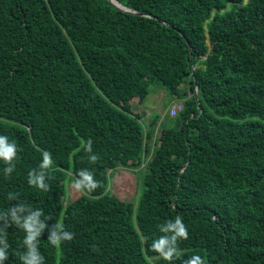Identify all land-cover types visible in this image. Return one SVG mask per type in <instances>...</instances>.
<instances>
[{
  "label": "trees",
  "instance_id": "16d2710c",
  "mask_svg": "<svg viewBox=\"0 0 264 264\" xmlns=\"http://www.w3.org/2000/svg\"><path fill=\"white\" fill-rule=\"evenodd\" d=\"M117 2L137 14L109 0H0V135L18 148L10 177L0 161V212L43 211L45 264H264V0ZM153 83L188 95L170 126L130 112ZM44 151L47 192L28 184ZM130 159L138 193L120 200L111 174ZM84 168L101 187L71 200ZM177 215L189 239L169 262L151 245ZM55 224L74 239L51 245ZM24 237L8 229L5 264H21Z\"/></svg>",
  "mask_w": 264,
  "mask_h": 264
},
{
  "label": "clouds",
  "instance_id": "9594fccd",
  "mask_svg": "<svg viewBox=\"0 0 264 264\" xmlns=\"http://www.w3.org/2000/svg\"><path fill=\"white\" fill-rule=\"evenodd\" d=\"M85 150L89 153L88 160L95 164L99 157L93 153L92 141L88 140ZM18 156V148L14 141H10L6 135H0V161L6 165L4 168L5 177L15 170V161ZM53 165L52 155L48 151L43 152L42 162L39 170H32L28 175V184L39 190L47 192L50 190L48 180V170ZM72 187L79 193L89 194L101 187V183L96 180L94 173L87 168L76 173ZM9 200H17L15 194L9 193ZM44 215L39 208H33L28 204L17 203L6 211L0 212V264H5L8 260L9 243L7 233L10 227L23 230L25 237L23 245L26 252L20 256L21 264H45V258L39 249V242L42 234L48 229V224L41 217ZM160 231L164 233L155 239L151 245V250L161 256L164 260L171 262L178 254V241L189 239L188 227L183 222L180 215L173 220L160 225ZM74 236L64 229L62 224H55L49 230L48 242L59 247L64 241H71ZM184 264H205L199 256L194 255L184 261Z\"/></svg>",
  "mask_w": 264,
  "mask_h": 264
},
{
  "label": "rangeland",
  "instance_id": "374dc122",
  "mask_svg": "<svg viewBox=\"0 0 264 264\" xmlns=\"http://www.w3.org/2000/svg\"><path fill=\"white\" fill-rule=\"evenodd\" d=\"M180 98L172 96L165 88L158 83H153L149 88V93L143 98L141 104L138 103L137 99H133L130 103L131 114H142V122L148 123L152 118L157 119V125L170 126L177 119L176 117H170L169 109L173 103H182L183 100L188 96L180 89ZM134 160L122 163L115 171L111 174L109 188L112 193L120 200H126L127 197L132 195L137 196L138 187L136 178L138 179L141 172H137V168L133 166ZM136 173V174H135ZM140 181V179H139ZM73 184V183H72ZM71 183H68V195L71 200L79 197L80 193L77 192ZM141 187L139 188V192Z\"/></svg>",
  "mask_w": 264,
  "mask_h": 264
},
{
  "label": "built area",
  "instance_id": "2783aa9c",
  "mask_svg": "<svg viewBox=\"0 0 264 264\" xmlns=\"http://www.w3.org/2000/svg\"><path fill=\"white\" fill-rule=\"evenodd\" d=\"M183 110V106L181 103H173L172 106L169 109V115L170 117H176L178 113H180Z\"/></svg>",
  "mask_w": 264,
  "mask_h": 264
},
{
  "label": "water",
  "instance_id": "95a60500",
  "mask_svg": "<svg viewBox=\"0 0 264 264\" xmlns=\"http://www.w3.org/2000/svg\"><path fill=\"white\" fill-rule=\"evenodd\" d=\"M109 1H110L115 7H117L118 9H120V10L126 12V13L137 14V13H135V12H133V11L127 9L126 7L122 6L121 4H119V3L117 2V0H109Z\"/></svg>",
  "mask_w": 264,
  "mask_h": 264
}]
</instances>
